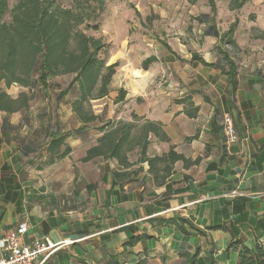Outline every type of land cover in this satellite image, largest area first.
<instances>
[{
    "label": "crops",
    "instance_id": "0c3cea01",
    "mask_svg": "<svg viewBox=\"0 0 264 264\" xmlns=\"http://www.w3.org/2000/svg\"><path fill=\"white\" fill-rule=\"evenodd\" d=\"M222 1L214 14L209 0H169L160 12L169 29L158 37L152 30L109 40L108 64L119 67L109 95L91 100L114 109L109 117L102 110L98 122L125 116L158 124L168 140L150 133L147 155L174 148L189 166L178 161L166 175L138 159L128 169L103 156L84 162L104 132L88 145L92 133L73 110L78 84L60 96L70 84L61 88L57 76L47 86L55 100L39 110L0 111V242L21 227L23 244L49 238L56 248L45 264H240L237 240L264 250V0L240 9ZM221 20L229 25L223 30ZM237 21L238 49L229 52L238 85L229 99L227 76L215 67L214 30ZM71 115L79 123L72 132ZM227 116L236 128L231 142ZM59 136L64 144L48 151ZM66 147L68 155L49 162Z\"/></svg>",
    "mask_w": 264,
    "mask_h": 264
},
{
    "label": "trees",
    "instance_id": "16d2710c",
    "mask_svg": "<svg viewBox=\"0 0 264 264\" xmlns=\"http://www.w3.org/2000/svg\"><path fill=\"white\" fill-rule=\"evenodd\" d=\"M209 3L213 13L216 14L215 0H209ZM234 4L235 8L243 6V3L238 1ZM8 9V0H0V31L6 32L5 36H2L0 32V82H5L6 87L17 83L25 89L32 90V87L36 86L41 90L47 87L56 76L75 74L68 90L63 91L60 96L66 95L75 84H78L81 95L73 102L76 116L84 125L98 122L101 117L88 112L86 104H89L91 100H100L109 95V86L119 67V63L108 65L106 58L98 59L99 53L105 48L102 41L78 32L77 25L71 22L70 11H60L53 6V1L21 0L19 5L12 10L13 22L10 26L3 23V17ZM235 29L234 24L224 34L214 30V36L219 40L216 51L221 57L215 67L222 69L227 76L229 99H232L237 89L238 69L234 56L224 46L233 50L238 49L233 38ZM74 37H77L75 47L72 45ZM194 58H196L195 55ZM153 61V58L148 59L143 66L146 68ZM200 61L206 63L203 59ZM122 99L121 96L119 100ZM30 100L28 92L14 99L6 91L0 90V111L9 114L22 111L29 107ZM136 129L138 125L135 122L131 124L108 123L101 127L100 131L104 134L87 152L83 161L87 162L92 158L103 156L119 161L120 165L129 168L131 165L128 161V154L135 148L141 147L143 157L141 160L149 162L150 171L163 166V171L168 175L178 161H183L185 166L193 163L185 159L174 148L161 156L147 157L150 133L160 140L167 141L168 137L158 124L150 121H147L140 129L141 133H138ZM65 138V136H59L53 140L47 147L48 151H58L59 147L64 144ZM70 152L71 149L66 147L65 152L50 156L49 162H53L56 156L57 158L64 157ZM115 176L118 179L124 175L117 172ZM232 245L240 249L238 257L240 264H264V250L260 246L253 250L239 240ZM194 258H196L195 255Z\"/></svg>",
    "mask_w": 264,
    "mask_h": 264
},
{
    "label": "rangeland",
    "instance_id": "374dc122",
    "mask_svg": "<svg viewBox=\"0 0 264 264\" xmlns=\"http://www.w3.org/2000/svg\"><path fill=\"white\" fill-rule=\"evenodd\" d=\"M20 1L21 0H8L9 9L5 14V16L3 17L4 18L3 23L8 24V26L12 24L13 22L12 10L17 5H19ZM50 1H53V6H56L60 11L61 10H66L67 12L70 11V15H72L71 22H73L74 25H77L76 30H78V32L83 34L85 33L89 37H92L96 40L100 39L102 41V43L105 45V48L99 53L98 59L106 58V60H108L107 58L108 52L110 51L112 45V44H108V41L109 40L113 41V38L120 41L122 39H126L127 37L132 38L133 36L137 37L141 35L142 36L151 35L152 30L155 31V33L152 34H156L158 37L162 33L161 29L163 27L169 29L168 18H165L163 20L160 19V12L167 13V9H166L167 1L169 0H161V3L157 4L155 8L151 6L150 0H50ZM237 1L239 3H243L244 6L248 0H233L231 5L235 6L234 3H236ZM228 2H230V0H223L222 1V3H224L223 6L226 7ZM236 9H240V8H236ZM154 12H156L157 14ZM253 15L254 14L252 13L249 14V16L247 15L248 19L254 21ZM146 18H151V20ZM224 22L225 20L220 21L221 30L229 26L227 23ZM237 23L238 21L232 23L231 27L234 24L237 26ZM228 31L221 32L220 34L227 33ZM0 32L2 36L6 35L5 31L1 30ZM165 34H167V32H165ZM164 38L166 41L168 40L166 39V37ZM76 43H77V37H74V39L72 40L73 47L76 46ZM224 48L227 50L228 47L224 46ZM228 50H230V48H228ZM236 50L237 49L235 50L231 49V52L236 53ZM108 65H112V64H108ZM137 76L140 75L137 74ZM74 78H75L74 74L60 75L56 77L54 83L61 86V88L66 89L67 85L70 84ZM32 88H33L32 90H30L29 88L25 89L21 87L20 84L17 83H13L11 87H6L5 82H0V90L6 91L11 98L18 99L22 93L28 92L29 96L31 97V100L28 103L29 107L27 109H23L22 111H20L23 114L26 113V115L29 112H35L39 110L40 108L39 109L37 108L38 106L39 107L42 106L41 104L44 100H48V101L55 100V95L57 94L55 92L48 90V87H45L44 89L41 90L36 88V86H33ZM104 101H108V100L106 99ZM102 105L104 104L95 101H90L89 104H86V108H87L86 110L90 113H93L94 115L96 114L95 116H101L103 111H106L107 112L106 115L107 117H109V115H111L110 113L114 111V109L112 110L109 107V105L107 106H102ZM70 118L71 119L68 122L72 132V130H75L76 127H78L79 123H78V119H76L74 115H71ZM116 122H124L127 124L132 123L128 121V117L122 116L121 119L105 118V120L101 122H93L91 124H88L87 127L88 129H90V133H92L88 145L91 146L96 143L97 141L96 133L102 132L100 131L101 127L106 126V124L108 123L115 124ZM137 125H138V129H136V131L138 133H141L140 129L143 126L139 125V123ZM78 148L81 149L80 146ZM147 157L149 156L147 155ZM142 158L143 157H142L141 147L135 148L132 152L128 154V161L138 159L140 160V162H147L145 160H141ZM131 161H129L131 165L129 168H131L133 165Z\"/></svg>",
    "mask_w": 264,
    "mask_h": 264
},
{
    "label": "built area",
    "instance_id": "2783aa9c",
    "mask_svg": "<svg viewBox=\"0 0 264 264\" xmlns=\"http://www.w3.org/2000/svg\"><path fill=\"white\" fill-rule=\"evenodd\" d=\"M224 128L228 141L236 138V128L231 116H227ZM21 227L8 233L0 242V264H45L54 253L56 246L49 238L36 240L31 245L21 242V235L25 232Z\"/></svg>",
    "mask_w": 264,
    "mask_h": 264
}]
</instances>
